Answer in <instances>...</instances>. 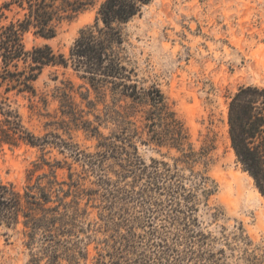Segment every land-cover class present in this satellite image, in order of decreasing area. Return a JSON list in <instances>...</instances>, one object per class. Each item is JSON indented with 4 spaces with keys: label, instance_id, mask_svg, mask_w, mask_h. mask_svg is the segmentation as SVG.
<instances>
[{
    "label": "trees",
    "instance_id": "16d2710c",
    "mask_svg": "<svg viewBox=\"0 0 264 264\" xmlns=\"http://www.w3.org/2000/svg\"><path fill=\"white\" fill-rule=\"evenodd\" d=\"M151 1L0 0L2 93L15 91L35 97L34 82L45 68H70L83 82L81 87L86 94L81 93L80 98L87 113L97 112L93 114L94 120L83 119L84 110L75 111L69 95L71 89L58 88L61 115L97 140V151L85 154L58 135L57 141H51L48 135L37 137L27 131L9 98L0 93V152L4 147L26 145L42 153L41 163L33 164L22 187L0 179V227L11 230L20 227L26 238L25 247L30 251L38 249V254H31V264L43 260L45 264L60 261L78 264L86 260L85 248L82 252L77 239L84 233L87 207L96 200L104 203L109 223L124 228L126 203H130L141 212L133 220H140L144 231L143 234L125 231L110 246L111 251L100 255L95 264H219L213 260L214 255L202 249L203 242L199 244L197 238L201 236L194 231L196 189H202L205 199L210 190L205 189L207 178L203 173L193 170L197 159L187 143V131L156 86L148 89L138 86L126 56L122 26L140 16ZM96 5L94 23L79 30L67 56L54 52L47 44L25 47L27 33L50 40L57 35L61 23ZM227 122L236 160L264 200V87L239 88L229 102ZM108 126L115 131L103 135L99 128ZM143 135L146 140L140 143H152L178 153L173 166L156 160L146 165L140 159L134 140H141ZM47 147L59 153L68 151L81 164L84 176L73 178L74 174L69 172L70 182L59 181L56 171L64 167L59 161L50 164L42 158ZM45 165L48 172L35 175ZM179 165L188 169L192 189L186 188L187 179L179 174ZM88 176L94 178L91 183L94 187H81L79 180ZM84 199L82 208L80 202ZM115 212L122 215L118 222L112 218ZM161 216L168 226L156 224ZM177 225L183 229L175 230Z\"/></svg>",
    "mask_w": 264,
    "mask_h": 264
},
{
    "label": "rangeland",
    "instance_id": "374dc122",
    "mask_svg": "<svg viewBox=\"0 0 264 264\" xmlns=\"http://www.w3.org/2000/svg\"><path fill=\"white\" fill-rule=\"evenodd\" d=\"M97 6L61 23L57 35L50 40L27 33L25 47L47 44L54 52L67 56L79 30L94 23ZM122 33L138 86L144 89L156 86L162 92L183 123L187 143L196 153L194 172H201L207 178L208 197L205 199L202 189H196L195 198L194 231L203 236L197 237L199 244L203 242L202 249L214 255L213 260L219 264H251L252 261L264 264V200L236 160L227 122L229 102L239 88L264 87V0H152L140 16L122 26ZM82 85L70 68L47 67L34 82L35 97L15 91L4 94L3 87L0 93L9 98L12 109L18 112L22 125L30 133L37 137L48 135L51 141H57L55 135H58L78 151L93 154L97 151V140L76 128L60 112L58 88L69 87L75 111L84 110L83 119L94 120L93 114L97 112L88 114L85 104L81 103L80 94H86ZM90 99H94L92 93ZM99 131L109 135L115 129L108 126L100 127ZM145 140L143 135L141 140L134 141L138 156L146 165L156 160L173 166V158L178 156L174 149L140 143ZM41 154L39 149L26 145L4 147L0 152V179L22 187L33 164L41 163ZM43 156L50 164L61 162L64 168L56 171L59 181L70 182L69 172L74 174L73 178L79 174L84 176L81 164L68 151L59 153L47 147ZM178 168L179 174L187 179L186 188L192 189L194 184L188 182L191 178L188 169L183 165ZM43 172H48L46 165L35 175ZM92 181L94 178L88 176L79 180V184L92 188ZM85 203V199L81 200L80 207ZM103 206L104 203L96 200L87 207L84 233L77 239L82 252L85 248L87 258L78 264H95L100 255L111 251L110 246L125 231L127 234L131 229L143 234L140 220H133L141 213L139 209L126 203L124 228L109 223L110 215ZM121 217L115 212L112 218L118 222ZM156 224L167 225L162 216ZM177 228L183 229L182 225ZM25 241L20 227L16 230L0 227V264H31L29 261L32 255L38 254V249L30 251ZM39 264H45V260Z\"/></svg>",
    "mask_w": 264,
    "mask_h": 264
}]
</instances>
